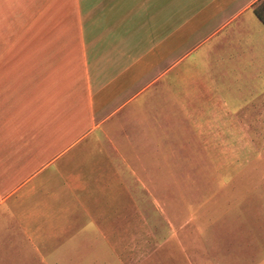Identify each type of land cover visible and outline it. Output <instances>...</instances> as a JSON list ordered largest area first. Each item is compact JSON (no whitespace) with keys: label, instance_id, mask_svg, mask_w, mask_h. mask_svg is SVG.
Masks as SVG:
<instances>
[{"label":"crops","instance_id":"crops-1","mask_svg":"<svg viewBox=\"0 0 264 264\" xmlns=\"http://www.w3.org/2000/svg\"><path fill=\"white\" fill-rule=\"evenodd\" d=\"M263 2L209 0L200 27L213 31L181 56L164 0H0V264H117L118 239L148 232L175 143L248 142L230 128L261 126L264 94L236 114L208 73L182 64L207 43L205 57H245ZM215 157L229 151L195 149L189 172Z\"/></svg>","mask_w":264,"mask_h":264},{"label":"rangeland","instance_id":"rangeland-1","mask_svg":"<svg viewBox=\"0 0 264 264\" xmlns=\"http://www.w3.org/2000/svg\"><path fill=\"white\" fill-rule=\"evenodd\" d=\"M208 1L181 0L178 11V0H164L165 32L180 27L181 56L213 31L209 26L200 27L212 13L210 7L201 14ZM250 17H254L252 12L244 19ZM260 27L262 35L252 30L259 43L243 46L245 57H205L212 44L207 43L182 64V69L196 64L199 72L208 73L210 83L236 114L250 111L264 94V27ZM250 54L255 57H246ZM187 100V94L182 95V101ZM260 112L261 126L230 128V133H241L240 138L245 136L248 142L237 143L234 135L229 142L175 143V157L171 151L164 159L165 188L149 191L148 232L126 241L118 239L117 264H226L228 260L229 264H264V107ZM205 148L229 151L230 157L213 158L207 174L190 173L191 154ZM238 149L246 157H236ZM256 162H260L261 173L252 171ZM201 178L211 183L203 189L194 185L191 190V180L198 183ZM174 180L181 188L172 189ZM141 229L146 231L144 223L142 228L139 225ZM176 232H180L179 238Z\"/></svg>","mask_w":264,"mask_h":264},{"label":"trees","instance_id":"trees-1","mask_svg":"<svg viewBox=\"0 0 264 264\" xmlns=\"http://www.w3.org/2000/svg\"><path fill=\"white\" fill-rule=\"evenodd\" d=\"M255 12L259 19L264 23V2L261 3L258 8H256Z\"/></svg>","mask_w":264,"mask_h":264}]
</instances>
